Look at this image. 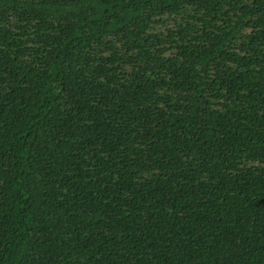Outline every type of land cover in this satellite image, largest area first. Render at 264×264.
<instances>
[{
	"label": "trees",
	"instance_id": "obj_1",
	"mask_svg": "<svg viewBox=\"0 0 264 264\" xmlns=\"http://www.w3.org/2000/svg\"><path fill=\"white\" fill-rule=\"evenodd\" d=\"M0 264H264V0H0Z\"/></svg>",
	"mask_w": 264,
	"mask_h": 264
}]
</instances>
